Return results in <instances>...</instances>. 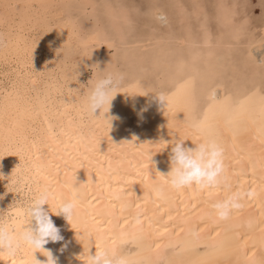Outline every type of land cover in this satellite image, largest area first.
I'll return each instance as SVG.
<instances>
[{
  "label": "bare ground",
  "instance_id": "obj_1",
  "mask_svg": "<svg viewBox=\"0 0 264 264\" xmlns=\"http://www.w3.org/2000/svg\"><path fill=\"white\" fill-rule=\"evenodd\" d=\"M46 12L44 0H0V223L24 230L26 209L46 188L51 198L44 207L64 238L44 245L57 264H88L96 250L127 256L130 264H264V94L243 118L240 97L233 95L229 107L214 108L203 129L195 123L196 98L154 113V87L139 96L135 87L125 102L111 101L110 125L86 111L98 77L84 81L79 65L63 58L76 47L77 23L61 26ZM178 139L190 147L218 142L230 187L167 188L162 174ZM157 186H165L161 197L154 195ZM232 192L241 194L243 207L217 219L211 205ZM73 199L70 222L51 212ZM34 255L46 260L39 251ZM32 261L30 246L13 255L0 251V264Z\"/></svg>",
  "mask_w": 264,
  "mask_h": 264
},
{
  "label": "rangeland",
  "instance_id": "obj_2",
  "mask_svg": "<svg viewBox=\"0 0 264 264\" xmlns=\"http://www.w3.org/2000/svg\"><path fill=\"white\" fill-rule=\"evenodd\" d=\"M44 4L59 25L77 23L76 47L63 58L79 65L84 81L123 74L115 97L124 102L133 88L140 89L139 96L150 86L167 97L166 105L156 100L154 113L173 111L178 103L196 98L195 123L204 129L214 108L225 109L239 96L243 118L254 97L264 94V0H44ZM93 36L98 39L93 41ZM218 87L219 99L214 96Z\"/></svg>",
  "mask_w": 264,
  "mask_h": 264
},
{
  "label": "clouds",
  "instance_id": "obj_3",
  "mask_svg": "<svg viewBox=\"0 0 264 264\" xmlns=\"http://www.w3.org/2000/svg\"><path fill=\"white\" fill-rule=\"evenodd\" d=\"M123 80V74L119 73H109L98 79L86 98L87 114L91 117L103 116L105 118L111 101L118 93L116 89ZM155 97L161 105L167 104L165 94H155ZM98 110L99 115H97ZM105 119L111 125L114 117ZM186 140L178 139L172 143L169 153L170 169L166 174H162L166 177V187L176 191L193 187L199 191L220 186L230 187L225 176L223 147L213 139H206L190 147L185 144ZM164 187L154 188V195L161 197L164 194ZM50 198L51 193L45 188L32 199L26 209L29 223L24 230L16 232L6 224L0 223V251L13 255L21 246H30L33 250L32 264H57V258L52 251L44 247L49 242L55 243L64 239L60 234V229L51 219L49 211L44 207V205H49ZM211 207L217 219L227 220L234 211L243 207L241 194L232 192L223 200L213 203ZM75 208L76 203L73 199L59 202L55 212L50 210L58 216L63 215L70 222ZM37 251L46 257L45 261L35 257L34 253ZM88 264H130V260L124 255L112 257L106 251L96 250L94 254H89Z\"/></svg>",
  "mask_w": 264,
  "mask_h": 264
}]
</instances>
